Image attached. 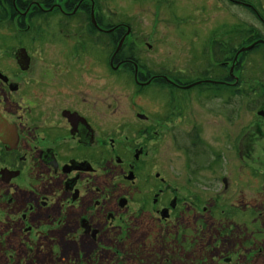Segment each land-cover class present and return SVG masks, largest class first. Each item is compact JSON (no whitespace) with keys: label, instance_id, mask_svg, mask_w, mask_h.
Returning <instances> with one entry per match:
<instances>
[{"label":"rangeland","instance_id":"obj_1","mask_svg":"<svg viewBox=\"0 0 264 264\" xmlns=\"http://www.w3.org/2000/svg\"><path fill=\"white\" fill-rule=\"evenodd\" d=\"M5 1H2L0 9L5 12V15L1 13L4 16L0 20V56L8 53V57L5 55L8 61L10 52L22 45L30 55H35V61L38 59L37 70L57 72V68H52L51 65L54 67L69 62L73 66L68 57L79 52L81 47L78 44L94 45V42H98L90 21L80 25L83 23L82 8L78 10V14L68 17L58 9L56 13L40 12L35 5L39 0H7L8 3L15 4V8ZM247 1L261 8L260 15L264 19V0H259L261 6L257 4L258 0ZM55 2L62 3L60 6L63 7V0L50 1L51 4ZM86 4L89 11L92 7L95 11L98 6L104 8L107 14L113 15L114 24H120L125 31L131 22V36L125 43L137 42L134 46L142 64L160 70L166 65L171 74L179 67L180 75L186 76L184 82L190 81V86L199 85L176 92L167 90L160 81L152 83L153 86L147 82V88L150 86V89L138 94V80L143 82L147 79H131L130 83L119 79L117 85L108 84L111 69L107 64H102L104 82L108 86L105 85L102 91L99 87L96 92L93 91L94 96L102 97V118L109 117L106 103L124 111L115 121L141 109L160 122L167 117L158 127L162 131L161 137L156 139L157 142L149 143L150 155L148 158L142 157L144 162L139 167L140 180L148 174H159L168 180V184L179 187L180 194L177 195L180 200H186V206L183 205V210L178 212V217L169 226L177 223L175 226L179 234L181 226L185 225L187 230L182 232L185 240L181 241L177 235L176 244H173L172 228L169 227L164 233L159 220L146 214L136 222H131V238L127 237L124 243L120 242L116 259L99 261L93 256L96 253H92L88 257L93 258H88L89 262L86 264H166L161 259L164 256L162 249L157 251L154 244L155 239H160L165 234L168 248L173 247L167 250L170 258L167 264H208L206 260L210 255V247L217 246L211 232L219 231L225 242L231 224L237 225V233L240 229H245V217L239 215L243 204L251 200L264 204L261 202L264 201V46L256 47L253 53L244 58L243 63L240 62L243 60L241 53L250 47L242 49L237 59L230 57L226 68L220 62L227 63L228 60H216L215 65H212L214 68L209 71L212 72L213 80L223 81L227 76L225 71L228 73L230 67L235 68L231 73L235 77L233 83L236 79L238 84L235 82L230 87L201 85L200 76L196 77L195 73H189L188 70L194 69L201 73L207 69V63H212V60H208L206 51H211V42H215L217 52L224 45V53L227 51L228 56L230 50L248 46L259 37L250 36L254 28L264 38V25L254 12L235 6L227 0H86L84 5ZM73 5L71 10L74 9ZM20 9L28 12L22 24H18L16 20L19 17L15 20L13 15L18 14L16 10L21 12ZM28 27L30 30H26ZM245 30L247 36H244ZM53 55L62 57L53 58ZM8 61V67H12ZM158 73L163 74L162 71ZM165 86L168 87L167 84ZM48 89L49 97L38 91H33V95H43L45 102H51L55 98L61 102L60 99L66 95L63 88ZM116 100L126 103L128 106L124 107L127 110ZM109 120L115 122L111 118ZM154 185V182H149V186L142 187L144 190L131 186V198L136 200L142 195L149 196ZM171 190H167L168 196H171ZM191 200L195 201L197 214ZM228 210H231V217H228ZM32 226V232L25 234L31 223L23 222L19 228L22 232L19 237H0V264L82 263L78 244L65 255L66 249L62 250L59 243H50L47 237H37L34 233L45 228L41 225ZM127 226L119 222L120 230H127ZM251 226L249 224V228ZM249 232L251 239H256L251 228ZM242 234L241 232L240 235ZM2 241H6L7 245H2ZM195 242L198 244L194 245ZM130 246L131 255L127 253ZM225 246L226 256H231L234 260L239 258L238 253L242 248L239 240L231 239ZM173 253H180L181 257L172 258ZM62 256L68 257L69 261L64 262ZM157 256L160 258L157 259ZM48 257L51 258L50 263L45 262ZM217 264H224V260H217Z\"/></svg>","mask_w":264,"mask_h":264},{"label":"flooded vegetation","instance_id":"obj_2","mask_svg":"<svg viewBox=\"0 0 264 264\" xmlns=\"http://www.w3.org/2000/svg\"><path fill=\"white\" fill-rule=\"evenodd\" d=\"M2 1L4 0H0V9ZM50 1L56 0H39L35 5L42 13H54L58 9L68 17L78 14V10L82 8L83 23L80 25L90 21L98 42H94V45L78 44L77 46L81 47L79 52L68 57L73 66L69 62L54 67L51 65L52 68H57V72L37 70L38 59L35 61V55H30L27 48L22 45H18L10 52V61L6 59L8 53L0 56V237L4 239L19 237L22 234L19 228L23 222L31 223L25 234L32 232V225H41L45 229L35 231L36 236L47 237L50 243H59L62 250L66 249L65 255L70 248L78 244L77 250L83 259L81 264L89 262L88 258L93 257L88 256L92 253H96L93 256L99 261L107 258L116 259V254L120 251V242L124 243L127 237L131 238V222H136L146 214L159 220L164 233L169 227L172 228L173 244H176L177 235L181 241L185 240L182 233L187 230L185 225L181 226L180 234L176 230L177 223L173 222L174 225L169 226L186 203V200H180L177 195L180 194L179 187L168 184L166 178L156 173L155 176L148 174L142 181L140 180L139 167L140 163L144 162L142 157L148 158L150 155L149 143L157 142L156 139L161 137L162 131L158 127L167 120V117L160 122L149 117L141 109L120 121H115L124 111H120L111 103H106L109 117L102 118V97L93 94L98 87L102 91L105 85L108 86L104 82L105 77L101 70L103 63L111 69L108 84L117 85L119 79L128 80L129 83L131 79H147L143 82L138 80L137 84L140 85L138 94L146 93V90L150 89V86L147 88V82L151 85L160 81L159 83L167 90L176 92L199 85L190 86V81L184 82L186 76L180 75L179 67L171 74L172 72L167 71L166 65L160 70L142 64L134 46L137 42L125 43L131 36L129 25L131 22L125 31L120 24H116L117 26L114 24L113 15L107 14L104 8L98 6L95 11L92 7L89 11L87 4L84 5L86 0H63V7L60 6L62 3L51 4ZM227 1L253 11L264 25V19L260 15L261 8L258 6L247 0ZM5 2L9 4L7 0ZM257 4L261 6L259 0ZM3 11L0 12V20L5 15ZM9 11L8 14L11 13V10ZM15 14L13 13L15 20L19 17L16 20L19 23L14 21L22 24L28 12ZM252 32L254 33L250 35L251 37H259L241 48L242 51L250 47L241 53L243 58L241 63L245 62L244 58L253 53L256 47L264 46V38L261 37L259 30L254 28ZM104 36H107V39H104ZM244 36H247V30ZM57 45L58 42L56 47ZM210 45L211 51L209 52V49L206 51L208 60H212V63H207V69L201 73L194 69L188 72L195 73L196 77L200 76L201 85L230 87L233 82L228 78L217 81L211 77L212 72L209 71L217 62V50L215 42H211ZM223 46L218 50V56H221L220 59L228 60L227 63L220 62L223 68H226L231 56L226 55L227 51L224 53ZM239 56L240 54H236V59ZM6 60L12 67H8ZM233 70L235 68L230 67L228 73L225 71L230 79L233 78L231 73ZM159 71L163 74H159ZM49 87L64 89L66 95L60 99L61 102L56 98L51 102L43 101V95L45 97L50 95ZM33 91L43 95L36 97ZM118 104L128 106L126 103ZM149 182L155 183L149 196L142 195L136 200L131 198V186L138 188L137 190H144L142 187L149 186ZM167 190L172 191L171 196H168ZM191 205L195 208L194 200H191ZM195 211L197 214L196 208ZM239 213L245 217L243 221L245 229L242 231L240 229L237 233V225L231 224L225 242L219 231L211 232L213 242H216L217 246L210 247V255L206 260L208 264H217V260L221 258L224 264H264V204L253 200L247 201L239 209ZM228 217H231V210H228ZM119 222L128 225L127 230H120ZM249 224H252L250 228L252 233L254 232L256 238L254 240L251 239ZM231 239L239 240L242 245L238 253L239 258L235 260L231 256H226L225 244ZM5 242L2 241V245H7ZM154 244L155 248H158L157 251L162 249L164 256L161 259L167 264L170 259L167 250L173 248H168L167 234L155 239ZM196 244L198 243L195 242L194 245ZM127 253L131 255V246ZM176 256L181 257V254L171 255L172 258ZM61 258L64 262L69 261L68 257ZM158 258L160 257L157 256ZM194 259L199 260L192 258ZM129 260L131 262V257ZM45 262L50 263L51 258L48 257Z\"/></svg>","mask_w":264,"mask_h":264},{"label":"trees","instance_id":"obj_3","mask_svg":"<svg viewBox=\"0 0 264 264\" xmlns=\"http://www.w3.org/2000/svg\"><path fill=\"white\" fill-rule=\"evenodd\" d=\"M9 3H10V6L12 7V3H11V2H9ZM11 10H12V9H11ZM252 12H253V11H252ZM252 33H254V32H252ZM220 48H221V47H220ZM240 52H241V48H238V50H232V51H230L231 59H232V57L234 58L235 55H236V54H239ZM220 57H221V56H218V52H217V58H216V59H217V60H220ZM227 78H228L229 81H231V82H233V80H234V77L230 79V78L227 77V76H226V78H223V80H228ZM235 82H236V80H235ZM235 82H234V83H235ZM234 83H233V84H234Z\"/></svg>","mask_w":264,"mask_h":264},{"label":"bare ground","instance_id":"obj_4","mask_svg":"<svg viewBox=\"0 0 264 264\" xmlns=\"http://www.w3.org/2000/svg\"><path fill=\"white\" fill-rule=\"evenodd\" d=\"M14 8H15V5H14ZM21 10V12H19V11H15V12H17V13H21V14H25L26 12L25 11H23L22 9H20Z\"/></svg>","mask_w":264,"mask_h":264},{"label":"water","instance_id":"obj_5","mask_svg":"<svg viewBox=\"0 0 264 264\" xmlns=\"http://www.w3.org/2000/svg\"><path fill=\"white\" fill-rule=\"evenodd\" d=\"M244 50V49H243Z\"/></svg>","mask_w":264,"mask_h":264}]
</instances>
